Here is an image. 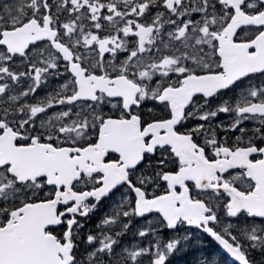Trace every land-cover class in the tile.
<instances>
[{
	"label": "snow or ice",
	"instance_id": "1",
	"mask_svg": "<svg viewBox=\"0 0 264 264\" xmlns=\"http://www.w3.org/2000/svg\"><path fill=\"white\" fill-rule=\"evenodd\" d=\"M182 256L264 264V0H2L0 264Z\"/></svg>",
	"mask_w": 264,
	"mask_h": 264
},
{
	"label": "trees",
	"instance_id": "2",
	"mask_svg": "<svg viewBox=\"0 0 264 264\" xmlns=\"http://www.w3.org/2000/svg\"><path fill=\"white\" fill-rule=\"evenodd\" d=\"M210 239L209 238H207L206 240H205V243L207 242L208 243V246H210ZM212 246L213 247H215V245H214V243H212ZM191 257L190 256H182V257H178L177 258V264H183V262L185 261V260H187V259H190Z\"/></svg>",
	"mask_w": 264,
	"mask_h": 264
},
{
	"label": "flooded vegetation",
	"instance_id": "3",
	"mask_svg": "<svg viewBox=\"0 0 264 264\" xmlns=\"http://www.w3.org/2000/svg\"><path fill=\"white\" fill-rule=\"evenodd\" d=\"M0 2H2V0H0ZM221 118L223 119V118H225V117L222 116ZM248 126L250 127L251 125H248Z\"/></svg>",
	"mask_w": 264,
	"mask_h": 264
},
{
	"label": "rangeland",
	"instance_id": "4",
	"mask_svg": "<svg viewBox=\"0 0 264 264\" xmlns=\"http://www.w3.org/2000/svg\"><path fill=\"white\" fill-rule=\"evenodd\" d=\"M207 244V243H206Z\"/></svg>",
	"mask_w": 264,
	"mask_h": 264
}]
</instances>
